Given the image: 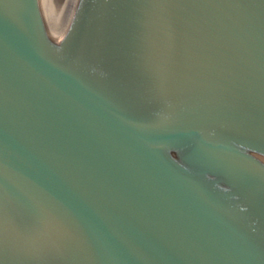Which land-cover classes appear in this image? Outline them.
Returning <instances> with one entry per match:
<instances>
[{
    "label": "water",
    "instance_id": "water-1",
    "mask_svg": "<svg viewBox=\"0 0 264 264\" xmlns=\"http://www.w3.org/2000/svg\"><path fill=\"white\" fill-rule=\"evenodd\" d=\"M0 0V264H264V0Z\"/></svg>",
    "mask_w": 264,
    "mask_h": 264
},
{
    "label": "bare ground",
    "instance_id": "bare-ground-1",
    "mask_svg": "<svg viewBox=\"0 0 264 264\" xmlns=\"http://www.w3.org/2000/svg\"><path fill=\"white\" fill-rule=\"evenodd\" d=\"M80 0H72V2H69L66 5H70L68 9H65V12L59 22V25L56 29V36L58 40H60L67 32L68 28L71 25L73 16L78 8Z\"/></svg>",
    "mask_w": 264,
    "mask_h": 264
},
{
    "label": "rangeland",
    "instance_id": "rangeland-1",
    "mask_svg": "<svg viewBox=\"0 0 264 264\" xmlns=\"http://www.w3.org/2000/svg\"><path fill=\"white\" fill-rule=\"evenodd\" d=\"M69 2H72V0H69ZM66 4H68V0H64L65 9H68L70 5H66Z\"/></svg>",
    "mask_w": 264,
    "mask_h": 264
}]
</instances>
